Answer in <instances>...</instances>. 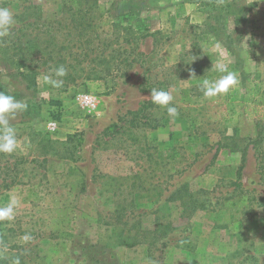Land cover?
<instances>
[{
	"label": "rangeland",
	"instance_id": "rangeland-1",
	"mask_svg": "<svg viewBox=\"0 0 264 264\" xmlns=\"http://www.w3.org/2000/svg\"><path fill=\"white\" fill-rule=\"evenodd\" d=\"M0 7L15 20L0 92L27 104L10 117L18 147L0 152V207L18 201L0 221V264H264V2ZM218 63L237 84L205 97Z\"/></svg>",
	"mask_w": 264,
	"mask_h": 264
},
{
	"label": "clouds",
	"instance_id": "clouds-1",
	"mask_svg": "<svg viewBox=\"0 0 264 264\" xmlns=\"http://www.w3.org/2000/svg\"><path fill=\"white\" fill-rule=\"evenodd\" d=\"M260 2H264V0H260ZM14 23V16L10 9L0 7V38L10 35V29ZM214 68L221 75L214 80L204 79L202 81L200 88L205 97L226 94L231 87L237 84L236 74L230 71L227 65L218 63L214 65ZM54 73L56 77H64L67 71L61 65L54 70ZM43 79L55 88L63 86L62 79H52L49 75H45ZM150 96L152 103L165 107L169 116L175 117L179 114L177 108L170 103L173 100L170 92L153 88ZM26 109V103L5 92H0V152L12 153L18 147L15 129L10 124V117L14 116L16 111ZM17 203V199L13 197L6 206L0 207V221L13 219L14 208Z\"/></svg>",
	"mask_w": 264,
	"mask_h": 264
},
{
	"label": "trees",
	"instance_id": "trees-1",
	"mask_svg": "<svg viewBox=\"0 0 264 264\" xmlns=\"http://www.w3.org/2000/svg\"><path fill=\"white\" fill-rule=\"evenodd\" d=\"M82 3H83V0H63V7H67L69 5L70 6V9L77 10L78 11L77 15L80 16V13L83 11L82 10ZM84 3L86 4V2H84ZM89 7H92V5H89ZM125 20H127V19L125 18L124 21ZM85 31H86V27H82L80 29V34L82 36H84ZM86 41L88 42V39H86ZM20 75L23 76L24 78H29V80L32 79V81H34V78L32 77L31 72H28V71L27 72H24V71H22V72H20ZM144 106H146V104H143V106L139 109V111L142 110V109H144ZM156 126L157 125H153V124L151 125L150 124V127H152V128H154ZM230 150L231 151H234V149H232V148H230ZM241 151L243 152V150H241ZM243 156H244V152H243ZM243 156H242V161H243ZM241 169H242V166L239 167V172H237L238 179L241 176V172H240Z\"/></svg>",
	"mask_w": 264,
	"mask_h": 264
},
{
	"label": "built area",
	"instance_id": "built-area-1",
	"mask_svg": "<svg viewBox=\"0 0 264 264\" xmlns=\"http://www.w3.org/2000/svg\"><path fill=\"white\" fill-rule=\"evenodd\" d=\"M77 99L83 106H87V107L95 106V102L88 95H80L77 97ZM47 127L50 131H55L57 129L56 121L53 120L49 121Z\"/></svg>",
	"mask_w": 264,
	"mask_h": 264
}]
</instances>
